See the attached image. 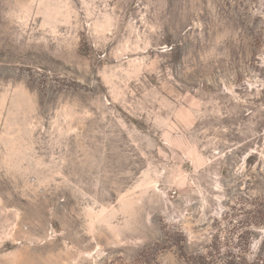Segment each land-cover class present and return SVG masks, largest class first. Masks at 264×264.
<instances>
[{"label":"rangeland","instance_id":"obj_1","mask_svg":"<svg viewBox=\"0 0 264 264\" xmlns=\"http://www.w3.org/2000/svg\"><path fill=\"white\" fill-rule=\"evenodd\" d=\"M0 264H264V0H0Z\"/></svg>","mask_w":264,"mask_h":264}]
</instances>
